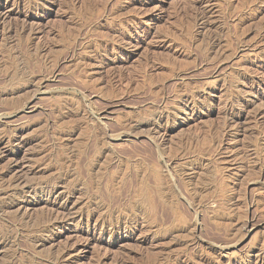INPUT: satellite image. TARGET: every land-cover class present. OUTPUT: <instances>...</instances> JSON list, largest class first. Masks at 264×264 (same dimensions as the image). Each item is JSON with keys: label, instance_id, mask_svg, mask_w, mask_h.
<instances>
[{"label": "rangeland", "instance_id": "rangeland-1", "mask_svg": "<svg viewBox=\"0 0 264 264\" xmlns=\"http://www.w3.org/2000/svg\"><path fill=\"white\" fill-rule=\"evenodd\" d=\"M0 264H264V0H0Z\"/></svg>", "mask_w": 264, "mask_h": 264}]
</instances>
